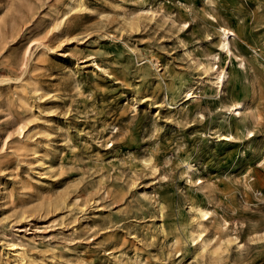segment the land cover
<instances>
[{
  "label": "rangeland",
  "instance_id": "1",
  "mask_svg": "<svg viewBox=\"0 0 264 264\" xmlns=\"http://www.w3.org/2000/svg\"><path fill=\"white\" fill-rule=\"evenodd\" d=\"M0 264H264V0H0Z\"/></svg>",
  "mask_w": 264,
  "mask_h": 264
},
{
  "label": "bare ground",
  "instance_id": "2",
  "mask_svg": "<svg viewBox=\"0 0 264 264\" xmlns=\"http://www.w3.org/2000/svg\"><path fill=\"white\" fill-rule=\"evenodd\" d=\"M77 3L81 4V1H77ZM215 26H216L217 32L219 34L218 48H217L218 50L217 51H211L208 54H206L208 62H203L202 64H203L204 71H208L209 69L212 70V73H211L212 82L218 87L217 89H219L221 91V87L224 84V80L227 79L229 71L222 68V67L219 68V65H216L215 68H213L209 61L214 60V62L215 61L219 62L221 53H223L225 55V57H229V58L231 56H234L235 58L237 57V55H235L233 53V51L231 49V43H230V36L231 35L235 36L236 32L232 28H229L223 24H220L219 22H216ZM178 94H179V100H182V99L185 101L188 100L194 94L193 85H189V84L183 85L180 88ZM223 99H224V101L222 103V106H220V107H222V108L224 107L225 110L228 111L229 113H233V114L235 113L239 116L241 115V113L245 107V102H243L241 100L227 99V97H223L222 100ZM246 132L249 135H253L252 129L248 128L246 130ZM217 136L219 139H230L233 137V133H231V132L227 133V134L219 133V134H217ZM184 164H185L184 166L186 168V170H185V174H186L185 181H188L191 183V182H194L195 180H199L198 177L196 179H194V176H193L195 171H198L195 164L190 162V161H184ZM198 182H201V180H199ZM196 211L198 212L200 219L195 221L193 228L189 231V234L186 233V237L188 238V240L190 242L196 241L195 243L196 244L198 243V246H196V248H197L196 253H198L199 251H203L206 248L205 244L202 243V240H203L202 234H203L204 222H205V220H207L210 217L211 209L205 204H198ZM236 239H237V236H233L228 241L229 242L233 241V242H235L237 247H240L241 244ZM17 250H19V249H17ZM15 257H21V252L17 251L15 254Z\"/></svg>",
  "mask_w": 264,
  "mask_h": 264
},
{
  "label": "built area",
  "instance_id": "3",
  "mask_svg": "<svg viewBox=\"0 0 264 264\" xmlns=\"http://www.w3.org/2000/svg\"><path fill=\"white\" fill-rule=\"evenodd\" d=\"M253 194L257 199H260V197L262 196V191L256 189L253 191Z\"/></svg>",
  "mask_w": 264,
  "mask_h": 264
}]
</instances>
